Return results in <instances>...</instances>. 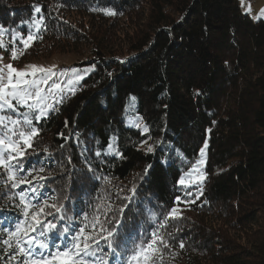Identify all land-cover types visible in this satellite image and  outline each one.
Wrapping results in <instances>:
<instances>
[{"label": "trees", "instance_id": "16d2710c", "mask_svg": "<svg viewBox=\"0 0 264 264\" xmlns=\"http://www.w3.org/2000/svg\"><path fill=\"white\" fill-rule=\"evenodd\" d=\"M34 5L41 6L35 15L45 17L46 28L17 65L55 53L87 55L65 68L87 74L75 95L67 94L59 111L38 125L35 149L41 154L30 158L54 173L45 195L70 197L72 227L91 216L100 198L120 205L118 190L126 194L135 183L125 231H150L182 198V218L160 229L171 245L163 264H264V20L243 13L238 0H0V24L25 34L28 24L22 22H30ZM197 90L203 94L195 96ZM131 96L133 113L150 128L154 153L141 144L147 135L124 123ZM113 136L123 158L104 154ZM205 140L203 184L178 185ZM85 157L99 180L88 178ZM73 166L70 179L63 168Z\"/></svg>", "mask_w": 264, "mask_h": 264}, {"label": "snow or ice", "instance_id": "6c2138e0", "mask_svg": "<svg viewBox=\"0 0 264 264\" xmlns=\"http://www.w3.org/2000/svg\"><path fill=\"white\" fill-rule=\"evenodd\" d=\"M33 12L30 22H22L28 24L25 34L0 24V49L9 52L12 60H18L24 49L41 38L39 31L46 28L45 17L35 15L42 12L41 6L34 5ZM105 14L116 13L105 10ZM261 14L264 15V10ZM6 36L10 37L7 41ZM2 60L3 56H0V200H5L6 204L0 205V213H5L0 219L7 221L8 226L0 227V253H3L5 264H163L165 250H170L171 245L160 229L166 227L168 220L182 218L177 207L182 200L180 196L163 214L158 226H153L150 231L137 232L135 228L125 231V211H131L139 187L133 183L126 194L124 188L116 193L117 198L123 201L120 205L114 207L111 199L105 201L100 198L91 216L84 215L83 221L73 228L74 218L68 215L66 208L70 197L45 195L43 189L48 180L54 179V173L44 162H38L39 166L31 163L32 155L41 154L35 149L36 138L41 131L38 125L50 113L59 111L57 105L64 102L67 94L75 95L76 85L84 79L87 71L82 74L76 69L59 70L56 65L45 68L34 64L18 69L11 63L2 64ZM69 71L71 77L61 80L60 77H66ZM202 94L200 90L194 93L195 96ZM135 101V96L129 98L126 112L135 111ZM129 126L139 129L141 135L150 132L141 117L132 118ZM59 135L65 140L71 138L63 133ZM75 135L79 137V133ZM149 139L151 136L147 135L141 144L148 145L147 153H154L156 149L148 144ZM116 140L115 136L110 138L104 154L123 158L116 147ZM161 143L156 142L157 145ZM59 147L64 148L65 145ZM207 148L205 140L198 158L179 177L178 185L192 187L203 184ZM43 154L52 156L48 148L43 149ZM101 155V151L95 152L96 157ZM67 163L72 164L71 156H68ZM160 163L166 164L167 161L161 160ZM152 167L149 164L144 168L140 181L145 180ZM85 169L92 173L89 179H100L87 157ZM63 171L71 179L77 169L75 166L71 170L64 167ZM104 179L106 183H112L108 177ZM200 194L202 189L196 199ZM8 212L13 214L7 215ZM150 219L155 224L156 214L151 213ZM179 247H185L182 240Z\"/></svg>", "mask_w": 264, "mask_h": 264}, {"label": "rangeland", "instance_id": "374dc122", "mask_svg": "<svg viewBox=\"0 0 264 264\" xmlns=\"http://www.w3.org/2000/svg\"><path fill=\"white\" fill-rule=\"evenodd\" d=\"M239 7L241 11L247 15H249L253 20H264V15H262V10H264V0H238ZM250 8V11H249ZM0 56H3L2 64L11 63L14 67L18 69H23L26 65L34 64L37 66H43L45 68L50 67L52 65H56L59 70H66L65 68L69 65H72L76 62H81L86 60L87 55L85 54H73V53H55L51 56H47L39 59H32L28 62L17 65L16 60H12L10 55L5 52V50L0 49ZM72 73L69 71L66 77H60L61 80H66L70 78ZM51 83V82H50ZM129 105V103H128ZM127 105V106H128ZM127 108V107H126ZM136 116L133 111L126 112L124 115V123L126 126H129V121ZM135 128V127H133Z\"/></svg>", "mask_w": 264, "mask_h": 264}]
</instances>
